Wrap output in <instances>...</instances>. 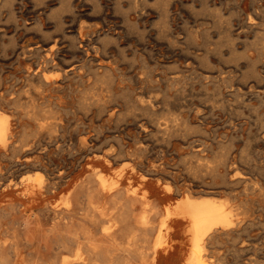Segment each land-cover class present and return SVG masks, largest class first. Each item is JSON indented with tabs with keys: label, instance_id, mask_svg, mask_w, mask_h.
Wrapping results in <instances>:
<instances>
[{
	"label": "rangeland",
	"instance_id": "374dc122",
	"mask_svg": "<svg viewBox=\"0 0 264 264\" xmlns=\"http://www.w3.org/2000/svg\"><path fill=\"white\" fill-rule=\"evenodd\" d=\"M51 46L56 64L36 72ZM0 87L13 128L0 149V258L56 248L54 214L44 201L30 208L13 184L38 171L58 186L53 203L97 169L110 180L123 170L126 188L147 176L156 195L155 180L171 184L163 205L227 199L237 224L214 240L210 264H234L240 241L264 224V0H0ZM182 241L173 237L158 264H184Z\"/></svg>",
	"mask_w": 264,
	"mask_h": 264
},
{
	"label": "bare ground",
	"instance_id": "6f19581e",
	"mask_svg": "<svg viewBox=\"0 0 264 264\" xmlns=\"http://www.w3.org/2000/svg\"><path fill=\"white\" fill-rule=\"evenodd\" d=\"M42 37H44V35ZM44 38H46V37H44ZM39 39H41V36ZM44 40L42 43H44ZM55 41H56V39H55ZM10 48H11V46L9 47V49ZM54 48H52V46L50 47L49 52H47L48 55H46L45 58L38 63V66L36 68V72L41 71L42 68H44L47 64H50V63L52 65L56 64V63H54V62H56V60H55V49ZM58 51H56V52H58ZM35 53H37V52H35ZM52 70H51V72H52ZM60 73H61V71H60ZM51 76L44 77V80L49 81ZM63 80H65V79H63ZM40 82H42V81H40ZM45 83H47V82H45ZM31 91L29 89V92H31ZM52 92H54V91H52ZM58 93H59V91H58ZM31 94H32V92H31ZM38 96H37V98H38ZM16 97H18V96H16ZM48 97L50 98L49 95H48ZM19 100H21V99H19ZM34 101H35V99H34ZM39 101H38V103H39ZM61 102H63V100ZM34 103L36 104V102H34ZM59 103H60V101H59ZM65 104H67V103H65ZM49 109L50 108L48 107V110ZM50 110H52V109H50ZM63 112H64V110H63ZM45 113H46V111H45ZM35 115H36V113H35ZM147 120H150V118ZM159 121H162V120L159 119ZM164 121L166 122V120H164ZM48 122H49V120H48ZM165 125H167V124H165ZM41 126L42 125H40V127ZM176 126L174 125V127H176ZM174 127H172V128H174ZM28 128H30V127H28ZM142 128H145V127H142ZM37 130H40V128ZM42 131L44 133V130H42ZM47 133H48V131H47ZM12 135H13V128H12L11 119L9 118L8 114H6L4 112H0V149H5L9 145V143L11 142V138L13 137ZM195 135H197V134H195ZM191 136H192V134H191ZM18 137H19V135H18ZM79 138H81V137L79 136ZM54 139H55V137H54ZM71 139H73V138H71ZM81 140H80V142H81ZM162 140H165V139H163V137H162ZM36 142H37V140H36ZM51 142H53V140ZM82 143L86 144V140H83ZM182 144H184V143H182ZM34 145H36V143ZM195 146H197V145L195 144ZM209 150H210V148H209ZM242 156H243V154H242ZM249 157L250 156H247L246 159ZM207 159H209V158H207ZM246 159H245V161H246ZM248 162L251 163V160L248 159ZM113 163H115V162H113ZM198 163H199V161H198ZM202 164H203V162H202ZM249 164L246 163V165H249ZM15 165H16V163H15ZM49 165H51V164H49ZM220 165H222V164H220ZM29 167H30V165H29ZM143 167H144V165H143ZM247 167L248 166H246V168ZM39 169H40V167H39ZM172 170H174V169L172 168ZM236 170H237V168H236ZM257 170L259 171V169H257ZM257 170L255 169L254 171L257 172ZM263 170H261L260 172H263ZM38 172H39V174L36 173L37 175H31V176L27 175L28 177L21 178L18 182H15L13 184L15 187H19V186L25 187L26 193H25L23 200L25 199V200L30 202V205H29L30 208H33V209L38 208L41 206L42 202L44 201L43 202V208L51 211L54 214V223H53V227H52L50 232H51V235L56 237V248H53L52 245H50L49 243H46V245H47V254L46 255H42V256L33 255V257L27 259V257L24 258L23 256H21L20 249H16L17 248L16 247L15 248L16 249L15 250V257L13 259H6V258L2 257V258H0V264H158L160 257L168 256L173 252L171 247H172L173 237H175V236H179V237L183 238V241L179 244V250L178 251H179L182 259H185L184 264H208L210 261L207 263L205 261H208L207 258L209 256V254L211 253V250H212L211 245L214 242V240L220 234L229 233V231L233 230L235 225L237 224L235 222L236 213L234 211V208L232 207L234 204L231 206L229 204V202L227 201V199L216 201V200H213L210 198H195V197H192L189 195H187V196L184 195L182 198H179L177 200V202H175L173 204L169 202V204L163 205L162 200H170L172 195L174 194V191H175L174 186H172L171 184H165L164 187H161V185L159 183L160 179H157V181L155 180V186H156L155 188L157 190L158 195H156L155 193H152L151 190L146 188L147 182H149L151 180V178L144 176V178L142 177L143 178L142 184L139 187H133L132 186L130 188L129 187L126 188V187H123V182L125 181V173L123 172V170H120L119 172H117L116 175L114 176V178H112L110 180L101 170L97 169L94 172H92L90 175H88V177L86 179H84L80 184L76 185L73 189H71L69 191V193L65 194L61 200L53 203L51 201H48V199L51 197H54L56 195L57 190H58V186L55 183H52V182L46 180V178H45L46 176L44 177L45 174L43 172H41V171H38ZM234 172L236 175L237 171H234ZM239 173L237 174V176L239 175ZM246 173H248V172H246ZM49 175H51V173ZM226 175H227V173H226ZM260 175L262 176V173H260ZM261 176H260V178H261ZM190 177H191V175H190ZM212 178H213V176H212ZM169 179H171V178H169ZM202 180L203 179H200L201 182H202ZM200 181H199V183H200ZM247 181H249V180H247ZM53 182H55V181L53 180ZM220 182H222V181H220ZM10 184H12V183L10 182ZM252 184H254V183H252ZM244 186L246 187L247 184H244ZM251 186H253V185H251ZM259 187L261 188V186H259ZM91 188L93 189V191H91L92 190ZM89 189H91L90 190L91 193H90ZM179 190H181V188ZM257 190L259 191V189H257ZM83 191H88V194H87L86 199L84 201H79L77 199V196L80 194V192H83ZM245 191H248V190L246 189ZM45 192H47V193H45ZM223 192H225V191H223ZM239 202H241V201H239ZM247 205H249V208H250V203ZM246 207H245V209H246ZM251 207H253V206H251ZM261 211L263 212L262 209H261ZM254 212L255 211H253V213ZM247 214H248V212H247ZM247 214H245V215H247ZM249 214H251V213H249ZM254 220H255V218H254ZM244 229H246V228H244ZM249 231H250V235H249L250 239L249 240L242 239L240 241L238 248L236 249L237 253L235 256L234 264H264V224L259 226V228L257 229L256 232H253L252 229ZM12 233H13V231H12ZM150 233H153V234H151L152 236L150 235ZM1 234H3V233H1ZM13 236H14V233H13L12 237ZM12 237H11V239H12ZM15 237H17V236H15ZM228 237H229V235H228ZM4 239H5V236H4ZM6 239H9V238L7 237ZM15 239L13 237V240H15ZM13 240H11V241H13ZM175 241H177V240H175ZM16 242H17V240H16ZM10 244H12V243H10ZM13 245H17V244H13ZM245 251H246V253H249L246 258L244 257ZM69 252H71V254H69ZM226 252H227V250H226ZM232 254L235 255L234 252ZM5 256L9 257V255H5ZM222 259H224V258H222ZM233 260H234V258H233ZM221 262H222V260H220L219 264Z\"/></svg>",
	"mask_w": 264,
	"mask_h": 264
}]
</instances>
